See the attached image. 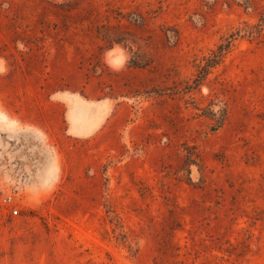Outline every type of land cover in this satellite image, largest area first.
Returning a JSON list of instances; mask_svg holds the SVG:
<instances>
[{
	"label": "rangeland",
	"instance_id": "374dc122",
	"mask_svg": "<svg viewBox=\"0 0 264 264\" xmlns=\"http://www.w3.org/2000/svg\"><path fill=\"white\" fill-rule=\"evenodd\" d=\"M7 195L0 264H264V0H0Z\"/></svg>",
	"mask_w": 264,
	"mask_h": 264
},
{
	"label": "crops",
	"instance_id": "0c3cea01",
	"mask_svg": "<svg viewBox=\"0 0 264 264\" xmlns=\"http://www.w3.org/2000/svg\"><path fill=\"white\" fill-rule=\"evenodd\" d=\"M68 102H69V107L71 108V110L69 111V117H70L69 131H71V135L80 136L93 132L98 127L99 122L97 125H94L96 122L95 120H97L98 117L94 118L95 120H93L90 119V115L96 113L97 106H92L90 104H81L73 100H68ZM79 106L86 109L85 117L82 120L77 119V107ZM89 122H92L93 124L90 125Z\"/></svg>",
	"mask_w": 264,
	"mask_h": 264
},
{
	"label": "built area",
	"instance_id": "2783aa9c",
	"mask_svg": "<svg viewBox=\"0 0 264 264\" xmlns=\"http://www.w3.org/2000/svg\"><path fill=\"white\" fill-rule=\"evenodd\" d=\"M15 203H16V201L10 195H7V196L0 199V205H2V206H9L10 204H15ZM13 213L16 214L17 210L14 209Z\"/></svg>",
	"mask_w": 264,
	"mask_h": 264
},
{
	"label": "trees",
	"instance_id": "16d2710c",
	"mask_svg": "<svg viewBox=\"0 0 264 264\" xmlns=\"http://www.w3.org/2000/svg\"><path fill=\"white\" fill-rule=\"evenodd\" d=\"M105 39L108 41V42H113V41H118L119 38H117V36H110V35H105ZM221 53V52H219ZM220 56V54H219Z\"/></svg>",
	"mask_w": 264,
	"mask_h": 264
},
{
	"label": "bare ground",
	"instance_id": "6f19581e",
	"mask_svg": "<svg viewBox=\"0 0 264 264\" xmlns=\"http://www.w3.org/2000/svg\"><path fill=\"white\" fill-rule=\"evenodd\" d=\"M118 59V58H117ZM111 60V59H110ZM115 61V60H114ZM116 61H119V60H116ZM110 62V61H109ZM113 62V61H112ZM120 62V61H119ZM118 63V62H117ZM117 65V64H116ZM118 66V65H117Z\"/></svg>",
	"mask_w": 264,
	"mask_h": 264
}]
</instances>
